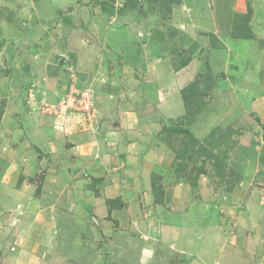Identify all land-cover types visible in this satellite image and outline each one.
Instances as JSON below:
<instances>
[{
  "label": "rangeland",
  "instance_id": "rangeland-1",
  "mask_svg": "<svg viewBox=\"0 0 264 264\" xmlns=\"http://www.w3.org/2000/svg\"><path fill=\"white\" fill-rule=\"evenodd\" d=\"M110 1L112 0H0V45L4 44L7 48L3 49L1 46L0 59L2 54L11 50L10 54L16 59L11 71L17 68L42 77L33 78L30 87L22 85L18 90L12 89L17 100H9L12 96L0 100V120L8 112L16 117L32 115L28 125H34L35 136L27 133L24 123L10 133L16 134L12 142L21 147L18 152L25 153L33 148V155L37 152L35 162L38 163L29 166V160L25 158H22L23 161L11 158L10 161H4L0 154V264H85V261L93 264L95 252L101 246L97 240L113 236L111 234L112 236L104 237L101 233L103 225L110 224L117 230L121 223L114 217L110 220L101 217L103 213L98 212L100 206L96 197L86 200L84 193L88 190L89 180L84 177L88 174L85 169L93 165L97 169L99 164H94L95 159L101 157L99 151H93L91 144L95 142L98 148L104 144L103 148L110 150L111 158L126 157V160L132 162V155L137 156V148L130 147L137 145L135 143H138V139L141 141V152H146L149 157L145 159L148 160L151 181H156L159 189L164 191L163 195L159 192L155 194V201L162 203V207L149 214H143L141 210V221L146 223L144 226L152 221L164 228L172 226L175 235H169L173 230L166 229V236L179 237L176 240L181 242L182 247H174L168 251L159 247L157 256L161 257V263L155 264H264V182L257 180L260 172L250 186L253 191L251 201L247 192L241 194L242 197L237 196L235 188L244 177L227 165L229 152L233 149L231 140L220 138L217 134L210 139L212 132L205 140L195 138L196 140L190 141V136L183 132L187 130L184 127L189 125L188 118L197 111L199 113V105L208 98L213 105L211 109L224 105V111L215 110L220 118L216 120L214 127L225 126L223 129L216 127L214 131L220 128L226 135L229 134L228 124L234 127L238 125L241 133L249 132L242 142L249 148L251 159L260 153L264 157V129L259 125L253 130L251 126L253 121H258L254 113L259 102L256 105L255 102L258 99L264 100V86H243L241 89V84H233L231 78V86L218 85L211 72L208 81L205 79L207 72H202L194 80L196 85L204 81V84L199 85V97L191 96L192 92L181 91L179 94V89L184 87L181 86L172 95L164 94L162 102L158 103L152 92L153 87H150V95L146 93L149 89H144V84L150 83L143 78L144 65L131 71L125 68L123 65L127 63L121 56L122 44L115 42V38H120L121 35L124 38L120 39L125 40L128 32L133 35L140 19L141 36L137 33V40L149 39L150 34L155 36L154 32L160 27L162 20L163 31H169V37L173 32L177 35V46L173 48L175 51L170 57L171 61L175 60L181 65L189 64L187 61H191V58L188 56L200 48L199 38L194 37L193 40L191 34L202 28L209 29L205 33L208 35L207 39L213 49L218 48L216 36L210 27L212 23L220 25L221 21L226 22L233 11L236 15L235 23L230 25L229 31L232 38L239 39L252 30L255 11L260 20L264 19V0H115L118 14L109 16L103 4ZM126 3H130V7H127L128 13L122 17L125 13H120L126 8ZM248 14L250 16L247 18H250L247 20ZM209 21L212 23L207 27ZM263 25L264 22L259 23V26ZM100 26L103 30L96 32L95 39H90L89 43L86 30H91L92 27H97L98 30ZM108 33H112L110 39L104 41L107 38L103 36ZM224 39L225 45L230 44ZM152 46L141 48L146 51H141V62L146 61V65L147 61L154 59L155 50ZM223 46L224 44L218 49ZM55 52L56 61L53 54ZM194 59L200 61L198 57ZM240 61L239 57L238 62ZM0 62L3 63V60ZM2 67L8 69L10 66L6 64ZM154 69L155 65L151 71ZM109 81L113 88L110 86V90L106 91L105 84ZM139 81L141 90L138 85L134 86ZM190 87L192 86L184 89L188 90ZM86 91L90 92L89 100L84 98L89 101L87 106L80 98ZM137 94L141 95L138 97L141 98V121L139 117L135 121L141 122L140 130L138 133L130 132L129 127L127 133H120L112 126L124 125L127 111H124V115L121 107L113 111L109 100L118 106L133 101V95ZM70 96L72 99L69 104L64 103L66 109L63 107L62 110L65 111L58 112L60 116H56L57 109L52 104L62 103L63 99L68 102ZM187 98L190 101L187 102ZM249 103L255 106L249 108ZM138 107L135 105L132 111L136 113ZM176 107L178 113L173 111ZM169 114L178 117H171ZM259 120L262 121L260 118ZM234 121H237L236 125ZM133 122L127 121V125ZM212 123L213 120L210 121V126ZM45 126L52 132L45 141L50 144L51 150L48 153L40 150H45L42 138L46 128L41 130ZM5 130H10V125L7 128L0 126L1 140L6 142L3 136ZM86 134H90L93 139H87ZM104 138L107 139L106 144ZM185 143L188 145L185 146ZM0 144L4 147L1 141ZM10 156L16 158V148L11 151ZM3 165H6L4 175L1 173ZM258 169L254 168L253 172ZM201 170H204L202 176L210 173L217 175L214 184L203 191L191 187L200 180L201 175L198 174ZM98 173L100 178L104 175L99 170ZM262 173L264 177V170ZM106 179L108 183L109 177L106 176ZM77 189L82 194L77 195ZM166 196L169 197L171 206L166 204ZM201 199L213 211H209L211 216L218 215L227 220V224L223 225L219 223L221 218L218 221L212 218L214 228L203 242L194 236L199 234L200 228L206 223L203 219L208 213L203 209L197 212L199 206L193 211H185L189 209L186 202L189 206L201 205ZM177 200L180 204L176 205ZM82 203L84 205L80 206ZM169 208L179 211V225L168 221ZM249 208L251 211L248 213ZM238 216L243 217L240 223L234 218ZM186 224L195 230L187 233L184 229ZM48 225L52 226V230ZM97 230L101 237L96 233ZM67 232H70V237ZM50 236L58 241L62 238L60 248H55V242L50 244ZM79 241L81 247L78 245ZM206 245L209 252L203 247ZM48 246L55 250L49 251ZM116 250L119 248L114 247V251ZM77 258L82 259L78 262Z\"/></svg>",
  "mask_w": 264,
  "mask_h": 264
},
{
  "label": "crops",
  "instance_id": "crops-1",
  "mask_svg": "<svg viewBox=\"0 0 264 264\" xmlns=\"http://www.w3.org/2000/svg\"><path fill=\"white\" fill-rule=\"evenodd\" d=\"M111 15L112 14H109V16ZM125 15H123L122 17H124ZM229 15L230 16L228 17L226 22L221 21L222 26L221 23L220 25H218L216 23H212L211 21H209L208 22L209 25H207V27H209L210 23H212L210 30L211 32H214L216 36L215 40L217 39L216 41L219 44V47L222 44H224V46L221 49H218L219 47L213 49L212 46L210 45L207 39L208 35L205 34L206 32H209V29L202 28L201 31H197L193 33V35L192 34L190 35L191 38H193V40L194 37L199 38L198 42L200 48H198L194 54L192 53L191 55L188 56L191 58V61L187 65L186 64L181 65L179 64V62H176L175 60L171 61L170 57L175 51L173 50V48L177 46V41H175L177 39L176 38L177 35L172 34V36L169 37L171 35L170 33L168 34L169 31L167 32L163 31L161 27L162 20L159 23L160 27L157 28L154 32L155 36H153V34H150L149 39L139 38V40H137L138 37L136 36L137 33L141 36V19H140V21L138 22V27H136V30L133 31V35H131L128 32L129 35L127 38H125V40L120 39V38H124V35H121L120 38L119 37L115 38L116 39L115 42L117 44H122L121 56H123L126 59V63H127L126 65L123 66H125V68L131 71V70L140 69L141 68L140 66L144 65L143 78L144 80L150 82L148 84H144L145 85L144 89L147 87L149 90L146 93L150 95V87H153L152 92L153 95L156 97L158 103L162 102V97L164 94L172 95L173 91H177V89L181 86L182 87L183 86L188 87L189 85L192 87L195 86L197 91L196 96L199 97L200 96L199 93L201 92V90L199 89V85L204 84V81L203 82L201 81L202 83H198V85H196L194 83L195 82L194 80L197 79L196 76L198 74H203L202 72H207V74L205 75L206 81H208V77L210 76V72H211V75H213L214 82L217 83L218 85L222 84V85L231 86L229 80L231 78L233 84L234 82L235 85L237 84V86L241 84V89H243V86L246 87L255 86V85L257 87L258 85L264 86V29H263L264 25L259 26L260 22H264V19L260 20L258 13H256L255 11V14L252 19L253 38L234 39L235 37L232 38L233 36L231 35L229 28L230 25H234L236 15L233 11ZM113 16L110 17V19L113 18ZM117 17H119V15ZM204 22L206 23V21ZM105 23H107V19ZM95 24H97V20ZM96 28L97 27L95 28L92 27L91 30H86L87 31L86 36L87 38H89V43L91 42L90 39H95L96 32L103 30L101 26L98 30H96ZM134 32H136V34ZM103 34L104 32H102V35ZM111 34L112 33H108L107 36L105 37L103 36V38H107V40L105 39L104 41H109L110 39L109 37ZM28 35H30V33H28ZM27 37L30 39V36ZM133 37H135L134 40ZM224 38H226L227 41L230 42V44L225 45ZM187 40H190V38H188ZM153 43L155 45H153ZM3 45L4 44L0 45V49H2L1 46L4 47L3 49H7ZM150 46H152L154 48L153 50H155L153 56L154 59L147 61V65H146V61L141 62V51L146 52L145 50H141V48L146 49L149 48ZM10 52L11 50H8V52H6L8 54L6 53H4V55L2 54V58L0 59V61L3 60V63L0 62V100L9 98L10 96L12 97L9 98V100H17V97H15L12 94L13 93L12 89L16 88V90H18V87L22 85H24V87L27 85L30 87L34 79L42 78L41 76H38L36 74L31 75V73H28L27 71L26 72L20 71L17 68L16 69L14 68V70L11 71V69H13L12 68L13 62L16 61V59L14 58V55L10 54ZM1 53L2 50H0V54ZM53 54H54V60L56 61L57 59L55 55L56 52ZM196 57L200 58V61L194 59ZM239 57L241 58L240 62H238ZM234 59L236 62L234 61ZM153 62L155 63L153 64ZM6 64L10 66L8 67V69H6V67H2V65H6ZM153 65H155V69L154 71H151ZM69 68L70 67H68V69ZM55 78L58 79L57 76ZM137 85L138 87H140L141 90V81H139V83H137L134 86ZM110 86L111 88H113L111 81L105 84L106 91L110 90ZM184 87L182 90L179 89V94L181 91L182 93L183 91L185 92L186 89H184ZM23 91L25 92V90ZM101 95L105 97V95H103L102 93ZM133 96H134L133 101L126 102L125 104L121 103L118 106L116 105V103H114V101L109 100L113 111L119 110L118 109L119 107L123 108L121 109V113L123 115H124V111H127L125 112L124 115V125H121V127L112 126L116 131L120 133H127V129L129 127L130 129L128 131L130 132L133 131L138 133L140 130L141 122L136 123L135 120L136 118L139 117L141 121V98H138L141 95L139 96L137 94ZM134 104L139 106L136 110V113L132 111L134 110L135 107ZM256 104H257L256 107L257 109L255 111L256 114L254 113V115L256 116V118L258 117L257 118L258 121L257 120L253 121L251 123V126H253V130L259 125H261V128L264 129V100L258 99L255 102V105ZM200 105H201V109H199V113L195 117V120L190 121L189 125H187V127L184 128H186L196 139L202 141L205 140V138L209 137L208 134L212 133L216 127L222 128V126L220 125L216 127H214V125L216 120L220 118L219 115H217V112L224 111V105H218L216 109L215 107H212L211 109V106L213 105H211L210 99L208 98L207 100H205V103L203 102ZM255 105L249 103L248 107L253 108ZM215 110H217L216 113ZM173 111L175 113H178V107H176ZM169 112L171 113V109H169ZM169 116L178 117L177 115H172V114H169ZM32 118H33L32 115L31 116L26 115L24 117L23 116L16 117L15 115H11L9 112L8 114L6 113L1 117L0 126L7 128L10 125V130L8 131L5 130L3 135L6 138V142L4 140H1V134H0V141L4 146L2 147L0 144V154H2V158L4 161L5 160L10 161V158L13 159L14 161L15 160L23 161L22 158H25L29 160L28 161L29 166L38 164L37 162H35L37 161L35 159L37 158V152H35V155H33L34 151L32 148L31 151L25 153L24 152L19 153L18 151H21L20 150L21 147L14 145L13 144L14 142H12L13 140H15L16 134L10 133L11 130L22 127L24 123V127L27 133L35 136L36 131L34 130L33 132L34 125L32 126L28 125L29 121L32 120ZM259 118L262 119L263 122L259 120ZM211 120H213L214 123V124L212 123V126H210ZM127 121H134V122L131 125L129 124L127 125ZM234 122L236 125L237 121ZM224 126L225 125H223V128ZM227 126H228V130L235 132V134H233L232 136L233 141L236 139L235 141L236 143L234 142L235 145L233 149H231L229 152L227 165H229V167H231L239 175L244 177V179L241 180L240 185L235 188L234 192L239 197H242L241 194L247 192V196L251 201L253 197V191L251 190L250 186L252 181H254V179L256 178L259 172L260 173L257 177V180L264 182V177L262 175L263 174L262 170H264V162H263L264 157L260 153L259 155L254 156L255 158L251 159V155H249L250 153L249 148H247V145H244V143L242 142L243 138L246 137V135L249 132L241 133L240 131H238V127H237L238 125L234 127V125L228 124ZM41 130L42 131L45 130V134L42 138V142H43L42 146L45 147V150L44 149H40V150H42V152L44 153L46 152L48 153L51 150L50 144H46L45 141L48 140L46 138L50 137L52 132H49V129H47L46 126L44 128H41ZM50 130L54 131L53 127H50ZM41 133L42 132L39 130V134ZM236 134L241 136H237ZM86 138L91 139L92 137L90 134H86ZM250 139L245 142L246 143L249 142ZM106 140L107 139L104 138L105 144H106ZM135 144L137 145L133 144L130 147L132 149L137 148V156L132 155V162H129L128 159L126 160V157L124 159L111 158L112 156L109 155L110 150L107 148H103L104 144L102 145L101 148H98L95 142L91 144L92 146L91 148L93 149V151L95 152L99 151L101 157H96L95 159L94 164H99V167L97 169H94V165L93 167L89 165L90 167L85 169V173L88 174L84 173L85 174L84 177H86L89 180L87 185L88 190L85 191L84 193L86 200L92 196L96 197L100 206L98 212L103 213V215L100 214L101 217L107 218L108 220L114 217L116 220H120L119 223H121L120 228H117V230H115L114 227L111 226L110 224L106 226L103 225V227L101 228L102 231L101 233L105 235L104 237H108V235L112 236L111 234H113V236L111 238L101 239V241H98L96 239L97 242H100L101 246L99 250L95 252L96 258L93 264H155L156 262L161 263L160 260L161 257L157 256L159 247H163L167 251L168 249L172 250L171 248L174 249V247L176 249L182 248L181 242L176 240V239H180L179 237L171 238L170 236H166V233L168 231L170 230L172 231L174 229L172 228V226H166L167 228H164L163 225L158 226L157 224H153V221L144 226L145 222L141 221V210H143V214H149L152 210L157 211L160 206L162 207V203L159 204L155 201L156 196L153 190V182L151 181L152 177H150L149 175V164H148V160L145 159L149 157L147 156L146 152H141V141L139 139H138V143ZM112 145L113 144H111V146ZM146 147L147 146H145V148ZM14 148H16V158H12L10 156V153ZM142 151H144L143 148ZM7 154L8 157H6ZM1 164L2 163H0V165ZM5 166L6 165H3V172H1L2 175H4ZM261 166H263L262 169ZM254 168L255 169L259 168L261 170L259 171L258 169V170H254L253 172ZM98 170L101 172L102 175L104 174L101 178L97 176ZM106 176L109 177L108 183H106L107 181ZM216 176H217L216 174H211V173L210 175L207 176L201 175L200 180L198 179L199 181L197 180V182L194 185H191V187H193L194 189L196 188L200 191H203L204 188L206 187L207 189H209V186L211 184H214L215 179H217ZM5 178L3 180L4 182H5ZM176 186H183V184H176ZM72 190H74V188ZM164 190H166V188H164ZM256 192L258 193V191ZM76 194L77 195L79 194L78 189ZM80 194H82V192H80ZM201 200H202L201 205L197 204V205L189 206V203L186 202L189 209L186 210L184 209V210L186 212L193 211L195 208L199 206L197 208V212H200L198 210L202 211L203 209L205 212L208 213V216L205 219H203L206 221V223L203 224L204 226L202 228H200L199 234L194 236L197 237L196 239L198 241L203 242L207 240V238L210 235L211 229L214 228L215 222L214 223L211 222L212 218H215L217 221L221 218L219 223L223 225L227 224L226 223L227 220L218 215L211 216L210 212L212 213L213 211L210 210L206 205H204L203 199ZM178 203L179 200H177L176 205ZM166 204L170 205V200L169 197L167 198V196H166ZM83 205L84 204L82 203V205L80 206ZM250 209L251 208L247 210L248 213L251 211ZM168 210H169L167 211L169 212V215L167 217L168 221L171 224L173 222L175 225H179L180 224L179 217H181L179 215L180 214L179 211L176 210L174 211L171 210L170 208ZM234 218H237L239 223L243 219V217L240 218V216ZM230 222L233 223L232 220ZM48 227L50 228V230H52L51 228L52 226L48 225ZM184 227L187 233L189 231L195 230L194 228H191L187 224ZM166 229L168 231H166ZM174 232H175L174 230L173 233L169 232V235H175ZM96 233H98V236L101 237V233L99 230H97ZM67 234L70 237V232H67ZM51 236H53V234ZM51 236L49 239L50 244L55 242L56 243L55 248H60V244H61L60 242L62 241V238L58 241L55 238L52 239ZM182 237L184 236L182 235ZM211 238L213 239L212 235ZM175 241L178 242L179 244L176 243ZM74 242L75 241H73V243ZM78 243H79L78 245L81 247V241H79ZM188 243L191 242H187V244ZM93 244H95V242ZM207 245L203 247L206 249L207 252H209L208 251L209 248H207ZM114 247H116L117 249L119 248V250L118 251L116 250L117 252L114 251ZM156 248L157 250H155ZM205 249L203 251H205ZM48 250L52 252L55 249L53 247L51 249L48 246ZM83 252H86V250L83 249ZM131 253L132 255H130ZM81 259L82 258H77V261L80 262ZM84 263L90 264L88 261L87 262L85 261Z\"/></svg>",
  "mask_w": 264,
  "mask_h": 264
},
{
  "label": "trees",
  "instance_id": "trees-1",
  "mask_svg": "<svg viewBox=\"0 0 264 264\" xmlns=\"http://www.w3.org/2000/svg\"><path fill=\"white\" fill-rule=\"evenodd\" d=\"M110 3V4H109ZM130 3H126V8H124V10L123 11H121V13L120 14H126V13H128V12H126L127 11V7H130V5H129ZM103 8H104V10L107 12L106 14H118V11H117V6L115 7V0H112V1H110V2H107V3H104L103 4ZM251 10H252V8H251ZM119 14V15H120ZM124 14V15H125ZM250 14V13H249ZM246 15V18H247V16H250V15ZM250 18V17H249ZM249 18H247V20L249 19ZM249 30V29H248ZM175 32H173L172 34H174ZM240 38H243V39H252L253 38V34H252V30L250 29L249 30V32L247 33V34H244L242 37H240ZM188 63L190 62V61H187ZM187 64V63H186ZM184 65V64H183ZM185 92H192V94H190L191 96H193L194 94L196 95V87L195 86H193V87H190L188 90L186 89L185 90ZM187 102L188 101H190V99H188L187 98V100H186ZM199 109H201V105H199ZM197 114H198V111L197 112H195L194 114H192L188 119H189V122L190 121H193V120H195V117L197 116ZM186 135H189L190 136V141H192V140H196L195 139V137H193V135L188 131V130H185V131H183ZM228 132H229V134H224L223 133V131L219 128L217 131H213V133L210 135V139H212V138H214V136L217 134L220 138H224V139H230L231 141V143H230V145L231 146H233L234 147V145H235V143H234V141H233V139H232V136H233V134H235V132L234 131H231V130H228ZM188 144L187 143H185V146H187ZM201 173H204V170H201V172L198 174L199 176L201 175ZM198 175L197 176H195L194 177V179L196 180V178L198 177ZM153 189H154V191H155V194H158V192L159 193H161V195H163V193H164V191H163V189H159V187H158V185L156 184V181L155 182H153Z\"/></svg>",
  "mask_w": 264,
  "mask_h": 264
},
{
  "label": "built area",
  "instance_id": "built-area-1",
  "mask_svg": "<svg viewBox=\"0 0 264 264\" xmlns=\"http://www.w3.org/2000/svg\"><path fill=\"white\" fill-rule=\"evenodd\" d=\"M89 94H90V92H89V91H86V93L83 92V93L80 95L81 101L84 102L85 106H87L88 103H89V101H87V100H89V99H88V95H89ZM84 98L87 99V100H85ZM71 99H72V97L70 96L68 102H65L66 99H63V102H62V103L58 102V103L52 104L53 107H54V109H57V110H55V115H56V116H60L58 112H62V113H63V112L65 111V110H62V109H63V107L65 106L66 103L69 104V102H70ZM64 103H65V104H64ZM55 106H57V108H56ZM64 108L66 109V107H64ZM72 108H73V107H72Z\"/></svg>",
  "mask_w": 264,
  "mask_h": 264
}]
</instances>
